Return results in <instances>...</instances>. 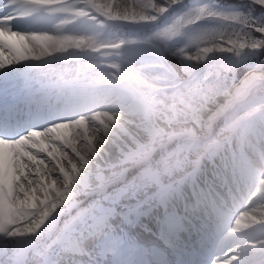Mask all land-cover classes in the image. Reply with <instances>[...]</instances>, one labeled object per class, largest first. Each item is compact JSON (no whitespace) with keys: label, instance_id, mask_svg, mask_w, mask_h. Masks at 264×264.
Segmentation results:
<instances>
[{"label":"bare ground","instance_id":"obj_1","mask_svg":"<svg viewBox=\"0 0 264 264\" xmlns=\"http://www.w3.org/2000/svg\"><path fill=\"white\" fill-rule=\"evenodd\" d=\"M256 1L264 3V0ZM64 8L65 0H0V99L18 91L20 100L33 95L39 101L42 92L49 91L51 102L46 110L53 113L59 109L51 119L68 117L69 111L75 107L71 104L77 98L81 97L80 106L88 104L93 95L92 85L99 82L96 80L94 83L91 78L87 80L75 72L68 74L69 70L62 65H48L53 61H63L59 54L54 53L55 32L62 23L53 20L55 13ZM9 48H15L17 53L10 52ZM168 59L178 66L175 57L169 56ZM43 60L46 62L41 64ZM263 79L264 68H248L243 76L226 85L223 92L215 94L213 100L187 122L169 123L157 118L156 121H139L140 129L124 106L119 118L124 132L116 138V144L101 137L94 128L83 126V135L88 138L86 147L74 143V153L62 154L58 151L59 144H54L52 150L56 153L47 165L40 168L36 152L25 144L35 140L47 149L43 136L47 138V132L52 129L47 124L49 120L39 128L27 125V129L26 123L21 122L19 128L22 132L14 140L0 136L3 139L0 140V264H76L82 249L103 231H108V237L114 240L116 232L112 225L117 220L122 227L113 244L128 253V264H248L249 256L264 250V231H261L264 229V191L251 195L252 203L256 201L246 208L244 217L234 225L228 227L227 219L217 215L209 226L199 230L197 237L188 236L187 239L198 247L201 242L204 244L195 253L192 251L195 260L180 243L176 248L180 249L179 255L175 253L174 256L166 253L157 240L153 244H145L141 250H134L133 242L138 239L131 228L143 211L152 206H166L162 216L158 220H150L149 226L158 228L160 236L166 231L167 223L185 232L181 219L177 221L169 217V214L174 217L176 212L186 209L179 189L181 183L187 189L183 177L192 175L191 184L197 193L189 191L196 201L201 190L198 185L214 167L203 161L204 153L216 135L217 124L214 123L225 117L229 106L237 101H240L237 112L247 107H250L248 112L258 109L264 100H253L247 106L252 100L248 96ZM41 80L46 86L35 89ZM132 82H125V85ZM122 84L120 81L118 85ZM101 85L104 84L100 81L98 86ZM98 88L94 86L95 94ZM112 90V87L102 88L103 92L96 94L94 102H127L129 92L121 95L119 101L113 97ZM79 91H84L82 96H79ZM57 93L61 95L57 97ZM131 93L142 100L140 90ZM4 111L15 114L5 107ZM159 128L165 131L163 139L152 140ZM73 130L72 126L64 129L66 137ZM186 134L188 137L184 138ZM198 141L204 144V148H198L190 155L182 151L183 146ZM88 148L94 152L88 153ZM131 150L139 152V156L125 160V155L129 156ZM75 155L82 156L86 164L77 161ZM28 167H37L38 180L27 185L18 184L21 190L16 191L15 182ZM251 169L245 165L243 175L247 179H242L243 185L253 182ZM55 171H64L67 176L59 178ZM118 192L119 195L116 194ZM155 198L157 202L152 203ZM46 200L49 201L45 204ZM142 205L147 208H139ZM34 208H37L36 212H33ZM191 228L196 230L193 225ZM256 232L259 233L256 235ZM103 241L112 244L110 240Z\"/></svg>","mask_w":264,"mask_h":264},{"label":"rangeland","instance_id":"obj_2","mask_svg":"<svg viewBox=\"0 0 264 264\" xmlns=\"http://www.w3.org/2000/svg\"><path fill=\"white\" fill-rule=\"evenodd\" d=\"M148 1L151 3L148 4L144 0H65V8L58 12L53 20L54 22L62 23L55 32L54 53L65 55V61L61 63L53 61V63L48 65H62L69 70L68 74L79 71V75L86 77L87 80L91 78V81H101L104 85L98 86L99 83L97 84L99 88L96 91L99 94L103 92L102 88L104 87H112L113 90L111 92H113V97L119 98V101L122 97L121 95L125 96L126 92H129V94L126 95L127 102L125 101L120 104L95 102L89 106L85 105L82 107L83 110L77 112L73 117L54 119L48 123V125H51L52 129L47 132V138L43 136L45 142L47 141V149L39 146L38 141L35 140L27 143L29 144V148L37 154L35 156L37 157L39 168L42 167V165H47L53 158L56 153V150H52V145L54 146V144H59L58 151L62 154L74 153V143H79L86 147L88 138L86 139L83 135L85 130L83 126H89L91 129L94 128L95 132L101 137L105 138L107 141H111L113 145L116 144V138H119L121 136L120 134L124 132L123 126L119 123V118L121 117L124 106L127 108V111L134 116L135 121L138 122L137 127L140 129H142V127L139 121H156V119L159 118L169 123H181L193 120L197 113L213 100L215 94L223 92L228 85L236 82L237 79L243 76L247 71L248 68L242 75L239 74L240 77L236 75V69L243 61L239 60L234 52L228 53L224 52L222 49L224 44L229 45L230 43V38L227 35L218 36L220 41H223L221 47H217L218 45L215 43L209 42L210 48L217 52L215 58L211 61H205L204 57H202L194 47L186 48L199 37L210 34V32H206L207 29L204 31L198 28L196 31L175 38V40L165 41L163 43V48L165 53H169L167 54V58L173 56L177 59V65L180 66L184 74H186L182 69L184 52H187L189 55H194V57L196 52L197 56L194 59L190 57L196 61L195 67L200 63L203 64L202 67L200 66V71L206 66L210 69L213 67L217 68L211 85L206 84L209 82H200L196 78L192 80L190 78H184L175 89V92L172 87L154 88L151 84L153 81H150L144 71L151 69L154 72L155 69L159 67L156 63L149 61L152 57H149L150 55L146 51L145 46L150 45L155 47V45L150 37L145 35V32L155 29L158 25L162 24V16L160 18H155L148 28H144V25L133 26L113 19L114 14L119 16L142 15L150 9H154L157 5L162 4L161 0ZM176 1L186 3V0H173L167 7H170ZM262 4L264 3L262 2ZM197 7L198 5L193 6L190 12L194 13ZM212 10L216 9L212 8ZM156 12H158V9H156ZM242 16V13H235L234 17L239 19ZM71 20H73L72 26L67 27V22ZM254 26L264 32V22L260 24L254 23ZM251 45L258 48L259 42L256 40L252 41ZM157 50L160 52L161 49L159 48ZM9 51L17 53L15 48H9ZM19 56L22 57V54L19 53ZM168 60H166V63L173 67ZM260 60L264 61V54L261 56ZM142 61L147 62L148 66L145 65L141 68V71L138 72L136 65H140ZM258 61L259 60H257V62ZM251 67L255 66L252 65ZM147 74L149 75V73ZM115 81H117V83ZM120 81L123 83L122 85H118ZM130 81L133 82L130 85L126 84V86L125 82ZM262 84H264V81L256 84L252 90L257 89ZM138 89L142 91L144 104L138 96L131 93L133 91H138ZM252 90L248 98H252L253 95H258L254 92L252 93ZM181 92H183L184 96H181L183 98L180 99L179 95ZM186 101L191 104H187ZM252 102L253 100H251L247 106H250ZM239 103L240 101L232 103L229 106L227 115L214 123L217 124L215 127L216 135L214 140L211 141L208 150L204 153L203 158L204 162L209 163L212 167L214 165V167L211 168L212 171L207 173L205 178L200 182V185H198L201 190L198 192L196 201H193L189 191L194 190L195 194L197 193V189H193V184H191L190 178H192V175L185 178L183 177V179H186L187 189L183 188V183L179 185L181 197L186 207L185 210L179 211V214L185 226L189 223L187 218L193 219L194 215L205 216L207 224H210L212 219H217L215 215L219 211V214L222 213L221 215L227 219V226L230 224L234 225L236 221L244 217L246 208L256 201L254 200L252 203L253 198H250L251 195L257 191V193L262 194L264 191V145L260 144V146H258L252 143H250L251 145L243 143V145H241L242 149H239L237 154L235 153V149L233 151L234 143L240 145L237 135L239 128L250 115L259 113L261 108L248 112L250 107H247V109L237 112L236 109ZM68 123L70 124L68 125ZM69 126H72L75 130H73V132L71 131V133L68 132L69 136L66 137V131H64V129H67ZM164 135L165 131L159 128L152 140H162ZM249 136L251 138L257 137L260 141L264 139V135L262 138L257 135L255 136L254 129L249 131ZM183 137L187 138L188 134ZM138 148L136 150H139ZM198 148H204V144L200 141L192 142V144L188 143L186 146H183L182 151L185 152L186 155H190ZM136 150H131L129 156L126 154L124 159L129 161L131 158L139 156L140 153ZM86 151L88 153L94 152V150L90 148L86 149ZM226 151L227 154L225 155L224 152ZM246 156L248 158H246ZM74 157L77 161L81 162L82 165L86 164V160H84L82 156L75 155ZM246 164L252 168L251 173L253 182L251 183L248 181L249 184L244 186L242 185L241 177L243 180L247 179V177L243 175ZM79 167L81 168V165H79ZM36 168L37 167H35V169H31L30 167L26 168V171L20 175L19 180L15 182V186L17 187L16 191L21 190L18 184L27 185L28 183L38 180ZM62 172L55 171L54 174L59 178L67 176L66 172ZM40 182L41 181H39V183ZM116 194L119 195V192ZM211 194L216 197L214 201L217 200L216 202L213 201L214 203H212V205L218 204L220 208L212 207L210 206L211 204L206 201V196ZM157 200L158 199L155 198L152 200V203H156ZM48 201L49 200H46L45 204ZM17 204L19 203L17 202ZM152 207L146 210V212L143 211L139 221L131 228L133 234H135L134 231H136L140 237L151 243L158 239V234L150 228V220H158V217L162 216L163 213V207ZM139 208L144 210L147 207L146 205H142L139 206ZM36 211L37 208H34L33 212ZM196 222L200 224L198 221ZM144 224L148 225L149 228H146ZM121 227L122 224L120 220L113 222L112 230L116 232L114 240L108 237V231H103L97 238H93L89 245L80 252L76 264H120L117 260L116 253L103 254L102 248L103 240H110V243L115 244V239L120 235ZM153 229H155V226ZM219 230L221 229H218V231ZM261 231H264V229H261ZM257 233L259 232H256V235ZM194 235L196 236L198 233ZM0 237H2V235H0ZM165 249L174 255L175 252L172 248L167 246ZM252 255L249 256L250 258L252 257L251 260L250 258L248 259L250 260L248 262L249 264H251V262L254 264H264V250L254 253V256Z\"/></svg>","mask_w":264,"mask_h":264},{"label":"trees","instance_id":"obj_3","mask_svg":"<svg viewBox=\"0 0 264 264\" xmlns=\"http://www.w3.org/2000/svg\"><path fill=\"white\" fill-rule=\"evenodd\" d=\"M144 1L148 3L147 0ZM195 5H198L195 12H190V9ZM157 8L159 13L148 10L142 15L119 16L114 14L113 17L126 24L133 26L144 25V28H148L155 18L162 16V24L158 25L155 29L145 32V35H148L162 50H164L163 43L167 40H175V38L196 31L198 28L204 31L207 29L206 32H210V34L199 37L186 47H194L204 57L205 61L213 60L217 54V52L210 48L209 42H213L218 45L217 47H221L223 41H220L218 36L227 35L230 38V43L229 45L224 44L222 49L224 52H234L239 60L243 61L236 69V75H239L252 65L264 68V61L260 60L264 54V32L254 26V23L260 24L264 22V4L255 0H186V3L176 1L169 8L164 5H159ZM212 8L216 10H212ZM235 13H242L243 16L239 19L235 18ZM255 40L259 42L258 48L253 47V44L251 45V42ZM145 48L147 52L151 53L149 57L152 58L149 61L156 63L159 67L155 69V73L151 69L144 71L149 79L156 84L176 82L179 78L177 71L166 63L152 46L146 45ZM257 60L259 61L257 62ZM145 65L148 66L147 62H140V65H136L137 71H141V68ZM195 66L196 61L190 58L187 52H184L182 69L186 73H190ZM216 69L214 67L211 69L206 67L194 78L203 83L209 82L206 84L211 85ZM253 92L264 100V84L252 90ZM186 103L191 104L188 101ZM251 129H254L255 133H263L264 107L260 109L259 113L250 115L237 132L239 141L259 145L256 137L251 138L249 136Z\"/></svg>","mask_w":264,"mask_h":264},{"label":"water","instance_id":"obj_4","mask_svg":"<svg viewBox=\"0 0 264 264\" xmlns=\"http://www.w3.org/2000/svg\"><path fill=\"white\" fill-rule=\"evenodd\" d=\"M164 2H165V1H164ZM167 2H168V1H167ZM165 3H166V2H165ZM173 65H174V64H173ZM174 66H175V65H174ZM175 68L178 70L179 73L182 74V70H181L180 66H175ZM199 68H200V67H196L195 70L192 72V74H195V73L199 70ZM244 71H245V70H244ZM244 71H243V72H244ZM243 72L241 73V75L243 74ZM184 77H186V75H183V78H184ZM239 77H240V75H239ZM263 80H264V79H263ZM260 82H261V81H260ZM256 83H257V82H256ZM257 99H258V100H261V99L259 98L258 95H253V96H252V100H257ZM261 106H264V103H261ZM243 107H244V106H243Z\"/></svg>","mask_w":264,"mask_h":264}]
</instances>
